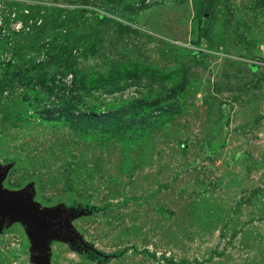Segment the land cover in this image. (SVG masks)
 I'll list each match as a JSON object with an SVG mask.
<instances>
[{"label":"rangeland","instance_id":"1","mask_svg":"<svg viewBox=\"0 0 264 264\" xmlns=\"http://www.w3.org/2000/svg\"><path fill=\"white\" fill-rule=\"evenodd\" d=\"M0 165L50 264H264V0H0Z\"/></svg>","mask_w":264,"mask_h":264},{"label":"water","instance_id":"2","mask_svg":"<svg viewBox=\"0 0 264 264\" xmlns=\"http://www.w3.org/2000/svg\"><path fill=\"white\" fill-rule=\"evenodd\" d=\"M9 168V165H0V231L13 222L22 223L30 239L32 258L36 264H50V239L78 244L86 249L85 241L70 224L71 220L85 212L41 208L33 200L32 187L20 192H9L3 186Z\"/></svg>","mask_w":264,"mask_h":264},{"label":"crops","instance_id":"3","mask_svg":"<svg viewBox=\"0 0 264 264\" xmlns=\"http://www.w3.org/2000/svg\"><path fill=\"white\" fill-rule=\"evenodd\" d=\"M16 222H13L12 224H10L9 226H7L6 227V229H10V230H18L19 231V233L21 232V234L23 235V236H25V239H26V241H27V246H28V241H29V245H30V239H29V237H28V235H27V232H26V230L25 229H22V227L21 226H19V225H17V224H15ZM1 233V232H0ZM13 235H14V233H13ZM7 236V235H6ZM30 247H31V245H30ZM29 253H30V248H29ZM19 259V258H18ZM25 259L26 260H28L29 262H33V263H36L35 262V260L32 258V254L30 253V255L29 256H27V257H25Z\"/></svg>","mask_w":264,"mask_h":264},{"label":"trees","instance_id":"4","mask_svg":"<svg viewBox=\"0 0 264 264\" xmlns=\"http://www.w3.org/2000/svg\"><path fill=\"white\" fill-rule=\"evenodd\" d=\"M118 255V254H117Z\"/></svg>","mask_w":264,"mask_h":264}]
</instances>
